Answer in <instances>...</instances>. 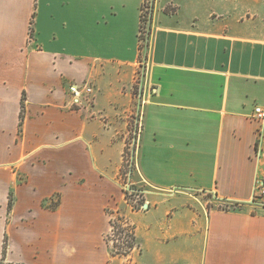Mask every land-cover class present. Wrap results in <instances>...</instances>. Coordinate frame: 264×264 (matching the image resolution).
<instances>
[{
	"label": "crops",
	"instance_id": "1",
	"mask_svg": "<svg viewBox=\"0 0 264 264\" xmlns=\"http://www.w3.org/2000/svg\"><path fill=\"white\" fill-rule=\"evenodd\" d=\"M142 2L0 0L2 264H109L104 208L123 199L132 113L144 203L123 210L136 238L128 264H264L250 117L264 107V6L200 21L155 5L137 97ZM83 82L95 97L75 107L68 87ZM198 192L231 207L208 208Z\"/></svg>",
	"mask_w": 264,
	"mask_h": 264
},
{
	"label": "rangeland",
	"instance_id": "2",
	"mask_svg": "<svg viewBox=\"0 0 264 264\" xmlns=\"http://www.w3.org/2000/svg\"><path fill=\"white\" fill-rule=\"evenodd\" d=\"M174 2L180 7V16L181 19H189L191 16H196L200 21H209V17L207 16L208 13H213V18L217 21L224 20V19H246L249 17L254 16V9L255 8H261L264 6V0H153V5L156 10L155 14L157 16L163 15V14H170L173 13L176 9ZM154 8H153V14H154ZM161 8V9H160ZM153 23V22H152ZM240 25H242L240 23ZM243 26V25H242ZM149 44V43H148ZM148 44L147 46L144 43H139V57L138 62L141 61V64L137 67V72L133 78L132 81V93L138 97L139 91L143 90L144 87V73H145V65L142 62V58H144V53L147 54L148 52ZM141 103V102H140ZM135 114L132 113L128 116V129L127 134L124 136L125 141V147L123 152V159H122V167L120 172V187H118L119 194L123 195V199L116 201V203H110L105 208V214L109 220V223H111L112 220L115 221L116 227L121 229L120 224H122V218L124 217L127 219L123 213L124 208L130 206L131 204L133 207H131L132 210H142V204L144 201H142V195H143V187L133 182L132 179V173L133 168L131 169L130 173V183H133V186L131 187L133 189L142 190V192H132L129 193L127 191H124V186H126V172L129 170L130 165L131 167H134V152L136 149L135 142H134V136H136V130L138 128V124L135 125ZM136 126V128H135ZM138 131V130H137ZM131 163V164H130ZM202 197L203 200L206 201L207 207L211 208L214 206H217L219 208L228 209L231 207V204H227L225 202H221L218 200H214L212 195L210 193L206 192H198ZM127 199V200H126ZM132 199H137L138 202L131 203ZM143 202V203H141ZM258 205H261L264 203V194L259 195L257 199L254 201ZM43 205L46 208H53L56 205L55 197L51 198L50 201L44 202ZM127 224L129 225L128 228L131 230H127V227L123 225L122 231L116 230L115 233L109 234L110 229H108V232L104 234L103 239L106 243V245L109 248L110 252V261L109 264H128V260L123 258V253L125 250H127V242L128 237H126L127 232H132V226L129 223L127 219ZM114 224V225H115ZM110 228V227H109ZM134 232V230H133ZM6 245H7V238L4 237V251H6ZM17 257V256H15ZM0 264H2V261H0Z\"/></svg>",
	"mask_w": 264,
	"mask_h": 264
},
{
	"label": "built area",
	"instance_id": "3",
	"mask_svg": "<svg viewBox=\"0 0 264 264\" xmlns=\"http://www.w3.org/2000/svg\"><path fill=\"white\" fill-rule=\"evenodd\" d=\"M152 2L153 0H143L140 6V23H139L140 27L138 29V42L139 43L145 42L146 46L149 43L150 32H151V30L148 31L146 20L151 14ZM146 56L147 54L144 53V58H142V62L145 65V72H146ZM138 63H139L138 65H140L141 61ZM68 91L70 93L71 103L75 107H83L88 104H91L95 97L94 86L89 82H83L82 84L70 85L68 87ZM250 117L251 119H253L254 121L258 123V128L256 130L257 136H256L255 145H254V159L257 162H260L264 158V107L260 105L254 106ZM132 168L133 167H131L130 165L129 170L126 172L127 181H126V186H124L123 189L124 191H127L129 193H132V192L141 193L142 190L133 189L131 187V185L133 186V183H130L131 182L130 173L132 171L131 170ZM262 194H264V168L262 170V174L258 176L255 180V185L253 188V199L256 200L257 197ZM135 202H138V200L132 199L131 203H135ZM130 206L133 207L132 204ZM122 219H123L122 224H120V227H122L121 229H125L123 228V225L127 227L128 229L129 225L127 224L128 223L127 219H125L124 217ZM114 224H115V221L112 220L109 226L110 227L109 234H113L115 233L116 230H118V228L116 227V224L115 225Z\"/></svg>",
	"mask_w": 264,
	"mask_h": 264
},
{
	"label": "trees",
	"instance_id": "4",
	"mask_svg": "<svg viewBox=\"0 0 264 264\" xmlns=\"http://www.w3.org/2000/svg\"><path fill=\"white\" fill-rule=\"evenodd\" d=\"M153 8H154V5H153V2H152V11H151V14L150 16L147 18V28H148V31L151 30V25H152V22H153ZM139 27H140V24H139ZM22 122V114H20V123ZM143 201V200H142ZM143 203V202H141ZM9 206H11V201H9ZM132 226V225H131ZM133 228V227H132ZM120 229V228H119ZM118 229V231H119ZM128 231L130 230L129 228L127 229ZM120 231H122V229H120ZM131 231V230H130ZM126 237H128V242H127V250H125V252L123 253V255H127L129 253V251L135 247L136 245V238H135V235H134V232H133V229H132V232H127L126 233Z\"/></svg>",
	"mask_w": 264,
	"mask_h": 264
}]
</instances>
